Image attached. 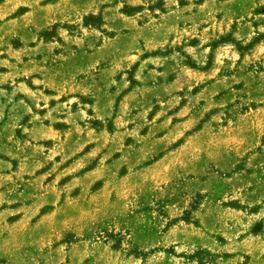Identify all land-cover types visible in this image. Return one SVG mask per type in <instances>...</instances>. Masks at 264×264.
Returning <instances> with one entry per match:
<instances>
[{
	"label": "rangeland",
	"instance_id": "obj_1",
	"mask_svg": "<svg viewBox=\"0 0 264 264\" xmlns=\"http://www.w3.org/2000/svg\"><path fill=\"white\" fill-rule=\"evenodd\" d=\"M0 264H264V0H0Z\"/></svg>",
	"mask_w": 264,
	"mask_h": 264
}]
</instances>
